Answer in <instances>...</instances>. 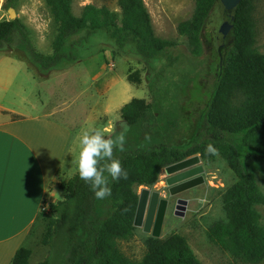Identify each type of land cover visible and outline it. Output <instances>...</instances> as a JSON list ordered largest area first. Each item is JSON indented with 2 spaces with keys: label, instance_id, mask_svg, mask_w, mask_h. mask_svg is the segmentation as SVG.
<instances>
[{
  "label": "trees",
  "instance_id": "1",
  "mask_svg": "<svg viewBox=\"0 0 264 264\" xmlns=\"http://www.w3.org/2000/svg\"><path fill=\"white\" fill-rule=\"evenodd\" d=\"M254 1L241 0L229 14L219 0H194L191 18L176 27L178 35L188 41L186 57L170 54L175 43L155 35L143 0H117L119 13L86 5L80 16L72 12L73 0H45L58 30L50 55L35 50L18 18L0 21V52H21L43 76L77 61L78 48L98 32L120 50L132 45L147 65L160 62L152 67L148 81L150 102L126 104L122 121L114 127L113 134H118L122 124L127 125L124 150H114V158L121 161L128 179L115 182L109 178L111 196L97 200L78 172L72 175L63 199L41 209V243L47 247V256L39 264H201L176 233L149 240L140 261L126 258L117 242L133 237L138 203L135 188L155 183L169 165L205 155L209 144L218 149L236 181L222 195L225 219L212 223L207 237L248 264L264 262V228L255 210L256 205L264 204L256 184L257 176L264 184V54L253 48ZM221 20H231L233 25L225 39L218 33ZM207 28L214 42H222L217 51L223 53L196 129L188 134L183 113L189 101L183 103L182 96L193 84L188 68H178V63L195 66L201 74L194 61L203 55ZM30 255L29 249L20 248L11 264H28Z\"/></svg>",
  "mask_w": 264,
  "mask_h": 264
},
{
  "label": "rangeland",
  "instance_id": "2",
  "mask_svg": "<svg viewBox=\"0 0 264 264\" xmlns=\"http://www.w3.org/2000/svg\"><path fill=\"white\" fill-rule=\"evenodd\" d=\"M143 3L150 15L155 35L175 43V47L170 50V54L182 57L189 56L190 47L188 41L185 37L178 35L176 27L180 22L191 18L194 11V0H143ZM86 5L105 7L116 13L120 12L117 0H73V14L80 16L83 7ZM10 7L14 9L15 18H18L25 26L35 50L41 54L50 55L53 52V43L58 30L45 0H0V21L10 19L7 12ZM222 21L217 24V27ZM252 32L253 48L264 54V0L254 1ZM203 43V55L194 61L199 64V72L201 74L197 72L195 66L193 68L186 66V63L182 61L178 63V68H188L193 84V86L188 87L187 92L182 96L183 103L189 101L185 106L186 112L183 113L185 117L184 126L185 130L189 132L188 134L196 129L200 113L206 101L205 95L213 87L219 56L223 53L222 49L219 52L217 51L218 45H221L222 42L218 41L216 43L213 41L209 28L203 33ZM76 60L59 70L67 69L79 61L82 63L89 61L91 64L90 69L95 70V64L99 60H106L107 64H112L113 61V67L111 68L113 72L123 80L127 70L128 79L134 84L126 83L129 88L128 101L135 99L146 103L150 102L148 81L153 75L152 67L159 65L160 62H153L147 65L135 53L132 45L128 44L120 50L115 47L114 43L104 33L98 32L78 48ZM24 62H27V60L17 50L7 49L0 52V72L4 75L1 76L4 79V86L2 85L4 90L0 92V104L6 108L17 110L9 111L0 107V123L20 117V114L16 113L18 111L34 114L46 110L45 107L33 99V96L38 92V88L41 89L38 84L40 78L47 77L50 72L43 76L28 62L26 67ZM75 70L79 69L76 67ZM177 78L181 79V77ZM86 79L88 82L87 76ZM74 81L78 84L76 79ZM84 90L85 87L80 88V91ZM23 98L26 100L24 101ZM97 98L104 109L115 106L113 100H111L110 92L106 94L105 98L97 94ZM82 101V105L69 107L68 112L74 121H82L84 119L83 121L86 123L88 114L91 111L92 100L84 97ZM29 102L34 104L33 108ZM101 107H97L96 110L98 111ZM55 118L59 119V116L56 115ZM121 121L122 118L119 114L118 121H116L114 127ZM88 125H92V122H88ZM114 127L113 133L115 131ZM193 156H198L199 163L184 171L197 167L202 169L200 174L191 177L202 179V182H197L198 184L194 187L171 196L169 188L172 185H168L167 180L184 171L167 175L162 169L155 183L150 186L135 188L138 196L143 188H147L150 193L159 194L160 198L168 201V208L157 237H154L151 232H145L140 226L134 227L133 237L130 240L117 242L118 249L126 258L132 261H140L146 252L149 240H163L170 234L176 233L186 240L194 256L201 264H248L242 258L222 251L207 237L208 227L216 221L225 219L222 195L236 181L233 172L219 154L209 155L205 153V155L196 154ZM256 184L264 197V184L259 176L256 177ZM177 198L187 201V209L183 217L173 213ZM255 210L259 216V224L264 228V204L256 205ZM43 216H47L46 212ZM42 236L43 233H40L39 236L31 238L29 246L33 254L29 264H39L47 256V247L41 243ZM261 264H264V262Z\"/></svg>",
  "mask_w": 264,
  "mask_h": 264
},
{
  "label": "crops",
  "instance_id": "3",
  "mask_svg": "<svg viewBox=\"0 0 264 264\" xmlns=\"http://www.w3.org/2000/svg\"><path fill=\"white\" fill-rule=\"evenodd\" d=\"M90 66L89 61H79L67 69L50 71L47 77L40 78L41 89L33 96L46 110L34 114L18 111L20 117L0 123V264H11L20 248L31 251V238L44 233L42 206L62 200L68 179L78 172L82 132L95 129L111 135L122 108L135 100L128 101L126 83L134 84L129 81L127 70L124 82L111 69L113 61L107 64L106 60H99L95 70ZM1 76L2 72L0 92L4 90ZM109 92L115 106L104 109L97 94L105 98ZM84 97L92 100L86 123L84 119L74 121L68 112L69 107L82 105ZM30 106L33 108L34 104ZM0 107L17 111L1 104ZM97 107L101 108L97 111ZM32 254L31 251L29 261Z\"/></svg>",
  "mask_w": 264,
  "mask_h": 264
},
{
  "label": "clouds",
  "instance_id": "4",
  "mask_svg": "<svg viewBox=\"0 0 264 264\" xmlns=\"http://www.w3.org/2000/svg\"><path fill=\"white\" fill-rule=\"evenodd\" d=\"M122 128L123 131L108 137L102 131L95 129L84 130L79 137L78 176L90 185L97 200L111 196L109 178L115 182L128 179V173L121 161L114 158V150L118 149L122 152L126 143L127 125L122 124ZM205 152L209 155H217L218 149L209 144Z\"/></svg>",
  "mask_w": 264,
  "mask_h": 264
},
{
  "label": "flooded vegetation",
  "instance_id": "5",
  "mask_svg": "<svg viewBox=\"0 0 264 264\" xmlns=\"http://www.w3.org/2000/svg\"><path fill=\"white\" fill-rule=\"evenodd\" d=\"M201 172L202 169L200 167H197L186 170L180 174H176L170 177L167 180V184L172 185V187L169 188V193L171 194V196H174L180 192L188 190L194 187L195 185H197L198 183H201L202 182L201 178H191L197 174H200ZM183 174L186 176L182 178L181 175ZM151 194L152 193H149V196L147 198V204L143 213V218L141 219V226L143 229L146 228L147 230L146 232H151L153 234V232L155 231L157 233L160 232L161 226L167 214L168 201L166 199L160 198L159 194L154 196V198L152 199ZM179 201H186V200L177 198L175 200L173 213L175 215H178L179 217H183L187 209V201L186 204L179 203ZM157 220H159L158 223H156Z\"/></svg>",
  "mask_w": 264,
  "mask_h": 264
},
{
  "label": "water",
  "instance_id": "6",
  "mask_svg": "<svg viewBox=\"0 0 264 264\" xmlns=\"http://www.w3.org/2000/svg\"><path fill=\"white\" fill-rule=\"evenodd\" d=\"M220 4L222 5L223 9L230 14V12L237 7V5L240 3L241 0H219ZM8 15H9V20H14L15 19V12L13 8H8L7 10ZM232 20V19H231ZM231 20H225L223 21L219 27H218V33L221 35L222 39H225L227 35L230 33L232 29V23L230 22ZM199 163V158L198 156H192L189 158H186L182 161H179L177 163H174L172 165H169L164 168V171L166 172L167 175H172L175 173H178L180 171H184L185 169L196 165ZM185 174V173H184ZM181 175L182 178L186 175ZM177 178V177H175ZM170 182V181H169ZM171 183V182H170ZM149 190L147 188H143L138 196V203L136 207V212L134 215V220H133V226L134 227H140L141 226V219L143 218V213L147 204V198L149 196ZM157 193H152L151 197L152 199L154 196H156ZM179 203L186 204V201H179ZM160 216V214H159ZM159 220H157L156 223H158ZM145 232L147 231L146 228L143 229ZM159 233L156 231L153 232V236L157 237Z\"/></svg>",
  "mask_w": 264,
  "mask_h": 264
},
{
  "label": "built area",
  "instance_id": "7",
  "mask_svg": "<svg viewBox=\"0 0 264 264\" xmlns=\"http://www.w3.org/2000/svg\"><path fill=\"white\" fill-rule=\"evenodd\" d=\"M42 210H47V206L46 205H43L42 206Z\"/></svg>",
  "mask_w": 264,
  "mask_h": 264
}]
</instances>
